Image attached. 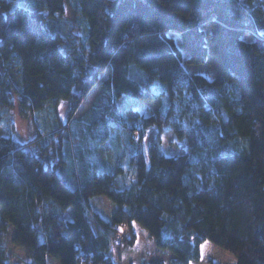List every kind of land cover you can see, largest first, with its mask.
Listing matches in <instances>:
<instances>
[{"label": "trees", "instance_id": "obj_1", "mask_svg": "<svg viewBox=\"0 0 264 264\" xmlns=\"http://www.w3.org/2000/svg\"><path fill=\"white\" fill-rule=\"evenodd\" d=\"M97 88L107 100L77 135ZM60 103L69 125L43 127L38 152L2 133L12 109ZM112 131L130 165L100 173ZM135 226L170 264H264V0H0V264L9 245L29 264H150Z\"/></svg>", "mask_w": 264, "mask_h": 264}, {"label": "rangeland", "instance_id": "obj_2", "mask_svg": "<svg viewBox=\"0 0 264 264\" xmlns=\"http://www.w3.org/2000/svg\"><path fill=\"white\" fill-rule=\"evenodd\" d=\"M72 14L67 8L65 16L59 18V30L65 36L71 34L72 30ZM54 25V23H53ZM74 35L78 34L76 31ZM72 35V36H74ZM213 66L210 64L204 68L205 72H210ZM106 96L100 89H95L88 97L86 102L82 105L80 110L75 116V122L72 125L71 131L75 134H79L80 130L87 128L93 122L95 117L96 107L103 105L106 102ZM120 106L131 107L139 110L144 115H150L156 109V104H146L133 98H124L120 102ZM69 104L60 103L56 106L54 112L47 109L43 113L38 114L30 119L22 118L17 108L12 109L6 115L5 120L2 123V133L4 135L13 134V137L23 145H26L33 152H38L37 146L33 143L43 127L49 125H57L66 127L69 125ZM95 131V130H94ZM96 132V131H95ZM95 133V135H97ZM45 137L48 135L45 133ZM100 137L98 134L96 137ZM151 134L146 139L149 141ZM171 137L165 138V149L169 150V142ZM94 142V140H92ZM96 142V141H95ZM94 142V144H95ZM78 144V141H76ZM92 143H90V146ZM92 164L99 172L114 171L118 166L130 165V152L126 143V134L124 132L112 131L110 138L103 144L100 150L94 152L92 156ZM92 208L103 217H110L115 210L114 203L107 197H95L92 200ZM73 211L68 212V218L72 219ZM134 232L137 234L138 241L136 245V257L145 259L150 264H170L172 257L169 254L161 253L152 239L148 236L146 231L139 226L134 227ZM13 235V231L11 232ZM9 256L11 264H29V257L19 248L9 245ZM49 264H59L53 259H49ZM192 264H205V263H192Z\"/></svg>", "mask_w": 264, "mask_h": 264}]
</instances>
